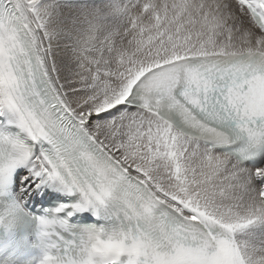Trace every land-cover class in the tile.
Here are the masks:
<instances>
[{"label": "snow or ice", "instance_id": "obj_1", "mask_svg": "<svg viewBox=\"0 0 264 264\" xmlns=\"http://www.w3.org/2000/svg\"><path fill=\"white\" fill-rule=\"evenodd\" d=\"M50 183L39 264H264V0H0V193Z\"/></svg>", "mask_w": 264, "mask_h": 264}]
</instances>
